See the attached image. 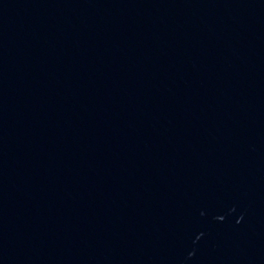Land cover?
I'll return each mask as SVG.
<instances>
[{
	"label": "water",
	"instance_id": "95a60500",
	"mask_svg": "<svg viewBox=\"0 0 264 264\" xmlns=\"http://www.w3.org/2000/svg\"><path fill=\"white\" fill-rule=\"evenodd\" d=\"M0 264H264V0H0Z\"/></svg>",
	"mask_w": 264,
	"mask_h": 264
}]
</instances>
